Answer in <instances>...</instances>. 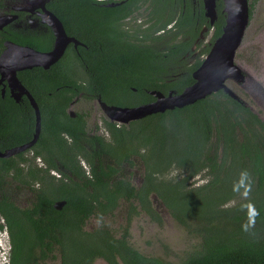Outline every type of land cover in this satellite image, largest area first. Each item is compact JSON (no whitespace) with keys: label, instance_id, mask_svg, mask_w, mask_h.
<instances>
[{"label":"flooded vegetation","instance_id":"af4514ba","mask_svg":"<svg viewBox=\"0 0 264 264\" xmlns=\"http://www.w3.org/2000/svg\"><path fill=\"white\" fill-rule=\"evenodd\" d=\"M257 2L247 0L248 23ZM50 13L60 21L65 35L71 40L57 61L46 67L36 65L18 70L17 79L32 97L23 81L73 80L75 85L64 82L53 87L62 91L60 96L69 99L62 112L51 110L48 113L47 127L43 131L41 122L44 117L39 111L40 128L32 146L7 157L0 156V264H10L13 243L22 246L25 264H40L53 258L55 252L60 263L62 254L69 260L72 256L86 258L89 249L94 250L89 264L95 259L111 264L98 254V251L108 252L106 237L121 239L125 246L136 250L128 244L126 234L115 235L113 228L101 221L104 214L110 215L119 203L122 204L124 216L120 220L124 219L126 229L137 219L149 220L151 217L159 220V203L155 201L158 193L151 186L153 161L150 141L144 139L142 143L136 137L141 127L140 120L146 116L128 123L110 121L97 102L101 97L90 95L85 90L87 81H92L89 78L90 60L86 55L92 45L90 42H97L98 51L110 54L115 53L118 46H108V39L114 42L116 38L126 45L125 51L136 47L144 49L148 57L153 54L151 60L155 64L148 70L149 77L132 81H184L186 77L192 78V72L199 67L221 34L226 18L224 1L215 0V17L211 20L206 15L203 0H0V55L8 42L39 52L50 51L55 42V22ZM244 34L245 31L243 37ZM102 40L105 43L100 42ZM59 66L68 69L75 79L25 78L26 72L33 68L37 73L40 70L52 71ZM0 81L3 102L23 108L10 111V114L18 121L26 119L24 125L32 123L30 137L22 142L12 136L14 132L1 130L0 151L3 152L32 139L35 112L27 95L17 87H10L7 82L14 80L3 77ZM227 81L231 84L225 85L238 99L220 90L264 124V115L260 116L236 93L235 89L241 93L247 91V87L239 82L242 80L229 78ZM130 88L135 98L134 101L129 99L130 105L101 101L108 105L133 107L155 100V96L149 93L151 90L167 93L142 87L143 93L153 98L148 101L143 93L138 94L136 88ZM50 95L47 92L46 97H50L51 103L54 98ZM33 99L39 109L36 99ZM5 121H1L3 126ZM254 130L264 139V128L261 130L256 125ZM119 132L128 138L130 149L126 156L111 158V148L106 145L116 146L113 141L115 133ZM1 135L6 136L2 142ZM163 164V160H159V165ZM152 176L160 177L159 173ZM105 192L115 193L112 207L107 209L102 205ZM152 192L156 194L155 199ZM82 199L92 205L89 214L83 215L84 211L72 205V200H75V205L83 207L80 205ZM56 214L63 216L58 226L55 224ZM95 221V227H89L90 222ZM85 250L87 253H83ZM113 256L121 263L116 252ZM34 257L36 263L33 262Z\"/></svg>","mask_w":264,"mask_h":264},{"label":"trees","instance_id":"16d2710c","mask_svg":"<svg viewBox=\"0 0 264 264\" xmlns=\"http://www.w3.org/2000/svg\"><path fill=\"white\" fill-rule=\"evenodd\" d=\"M113 41L108 39V46L114 45L118 48L115 53L110 54L108 51L103 53L98 51L97 42L88 41L92 44L86 53L90 60L89 78L92 80L87 81L88 86L85 90L88 94L98 95L109 103L130 105L129 99L135 100L131 86L137 89L138 94L143 93L142 87L160 89L164 92L169 90L180 92L193 82L190 76L184 81H132L134 78L145 80L149 77L148 70L153 69L155 64L151 60L154 55L151 54L148 57L144 49L136 47L125 51L123 50L126 48L125 44L116 38ZM100 42L105 43V40ZM63 68L59 66L52 71L40 70L37 73L33 68L24 74H26L25 78L30 79L35 77L41 79L74 77L75 79L68 69ZM23 82L36 99L40 114L44 117L41 122L43 131L47 127L48 113L51 110L62 112L69 99V97L60 96L62 91L54 90L53 87L64 82L75 85V82L73 80ZM47 92H50V96L54 98L51 103L50 97H46ZM144 96L148 101L153 99L150 95L144 94ZM3 101L4 99L0 98V131L8 133L10 130L14 132L12 136L19 142L25 141L30 137L32 123L24 125L26 119L18 121L14 115L10 114V111L23 108L8 105ZM27 109L29 110L28 106ZM3 117L6 119L5 126L1 123L5 120ZM140 125L136 137L142 143L144 139H148L151 144L153 191L158 193L167 207L174 208L179 214L193 218L194 222H197L200 226L202 242L197 250L188 253L178 263L156 256H143L125 246L121 239L113 240L110 237H106L109 244L108 252L97 250L98 254L105 257L111 264H264V139L254 130L256 125L262 130L264 124L248 109L238 105L234 99L218 90L192 104L147 115L140 120ZM111 134L114 135L113 131ZM121 135L120 132L115 133L113 142L116 146L110 143L106 145L111 148L109 149L111 158L126 156L130 149L128 138L124 134L123 137ZM3 137L6 136L1 135V142ZM159 160H163L164 164L159 165ZM170 168L185 174L177 181L176 188L171 184V180L159 181L163 175L162 170ZM205 169L207 172H204ZM198 172H204L205 176H209L207 182L198 188L184 189L183 183ZM153 173H159L160 177L152 176ZM244 178L249 179V183L255 180L253 188L249 190L251 196L231 208L221 209L220 205H215V202L223 204L227 201ZM169 189L171 198L166 197V191ZM114 192L108 194L105 192L103 209L112 207L115 200ZM173 194H183L199 199L201 205L205 207L181 210L177 205L178 200L174 203L169 201L173 199ZM84 201L85 199H82L80 203L83 207L75 205V200H72L74 204H70L84 211L83 215L89 214L92 205ZM196 203L188 204L192 206ZM249 203L255 206L259 215L255 226L246 232L244 230V225L248 221L246 205ZM56 215L55 224L58 226L63 216ZM21 248V245L13 243L10 264L26 263V259L22 260ZM89 250L87 257L82 256L80 259L73 256L70 260L65 259V255L62 254L61 264H89L94 251ZM115 252L119 255L121 263L114 258ZM35 258H33L34 263Z\"/></svg>","mask_w":264,"mask_h":264},{"label":"water","instance_id":"95a60500","mask_svg":"<svg viewBox=\"0 0 264 264\" xmlns=\"http://www.w3.org/2000/svg\"><path fill=\"white\" fill-rule=\"evenodd\" d=\"M224 11L226 12L225 25L221 34L217 37L214 45L205 56L202 63L192 72L193 82L185 86L180 92L169 90L166 94L158 90H151L149 93L155 96V100L138 106H117L108 105L97 98L104 116L110 121L128 123L130 120L140 119L150 114L164 112L180 108L194 103L211 93L222 89L226 94L234 99H238L236 94L230 91L225 85L226 80L235 78L241 82L246 90L251 91V74L235 61L236 51L242 45L243 33L248 24L247 0H223ZM206 15L215 17V0H203ZM54 20L55 42L48 52H39L30 47L20 46L8 42L6 48L0 55V79L9 77L14 81H7L10 87H17L26 94L35 112V126L32 139L22 145L0 151L1 157H7L17 152L25 150L34 144L38 137L40 128L39 109L29 92L20 84L17 79V71L32 66L46 67L57 61L65 48L66 43L71 40L65 35L60 21L50 13ZM244 71V74H243ZM1 82V81H0Z\"/></svg>","mask_w":264,"mask_h":264},{"label":"rangeland","instance_id":"374dc122","mask_svg":"<svg viewBox=\"0 0 264 264\" xmlns=\"http://www.w3.org/2000/svg\"><path fill=\"white\" fill-rule=\"evenodd\" d=\"M235 61L249 71L252 77L248 80L252 84L251 91L248 92L247 90L246 94L235 89L236 93L260 116L261 114L264 115V0H258L254 6L253 14L245 30L242 45L236 51ZM226 83L228 85L231 84L230 81ZM97 109H99L98 105ZM166 170L159 181L171 180V184L176 188L177 181L183 178L185 174L172 168ZM204 172H207V169ZM204 172H198L195 176L186 180L182 187L190 190L205 184L209 176H205ZM249 181V179L244 178L243 182L240 183L234 194L227 201H224L223 204L215 202V205H220L221 209L231 208L237 205V203L246 200L248 196H251L249 190L253 188L255 183V180L251 183ZM245 186H248V188ZM246 192L247 194H245ZM152 193L153 195L155 194L154 192ZM170 195L171 190L169 189L166 191V197L171 198ZM156 197L157 200L155 199V201L159 203L157 211L159 220L151 217L149 220L144 218L137 219L131 222L125 229L124 219L120 220L124 216V213L122 212V204L119 203L118 208L117 206V209L115 208L116 211L113 210L110 215L104 214L101 221L107 222L113 228L112 230L115 235L123 236L126 234L128 244L141 254L160 257L169 262H181L188 253L200 247L202 242V237L199 233L200 226H198L197 222H194L193 218L179 214L178 210L167 207L163 199L158 195ZM177 200V205H179L181 210H194L205 207L201 205L199 199L183 194H173V199L169 201L174 203ZM189 202L197 203L191 206L188 204ZM205 204L207 205V200ZM180 220H182V223ZM95 225L96 221L90 222L89 227H95ZM40 264L61 263L58 254L55 252L53 258ZM91 264L105 263L100 259H95Z\"/></svg>","mask_w":264,"mask_h":264},{"label":"clouds","instance_id":"9594fccd","mask_svg":"<svg viewBox=\"0 0 264 264\" xmlns=\"http://www.w3.org/2000/svg\"><path fill=\"white\" fill-rule=\"evenodd\" d=\"M245 187L248 188V186H245ZM245 194H247V192ZM246 207H247L248 221L244 225V230L247 232L255 226L256 218L259 215V212L255 209V206L252 205L251 203L247 204Z\"/></svg>","mask_w":264,"mask_h":264}]
</instances>
